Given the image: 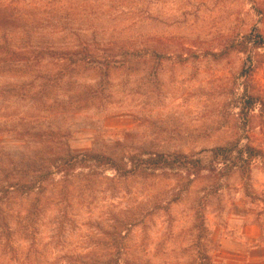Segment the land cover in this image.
Instances as JSON below:
<instances>
[{"label":"rangeland","instance_id":"1","mask_svg":"<svg viewBox=\"0 0 264 264\" xmlns=\"http://www.w3.org/2000/svg\"><path fill=\"white\" fill-rule=\"evenodd\" d=\"M262 213L264 0H0V264H209Z\"/></svg>","mask_w":264,"mask_h":264},{"label":"crops","instance_id":"2","mask_svg":"<svg viewBox=\"0 0 264 264\" xmlns=\"http://www.w3.org/2000/svg\"><path fill=\"white\" fill-rule=\"evenodd\" d=\"M209 264H264V213L237 230H221Z\"/></svg>","mask_w":264,"mask_h":264},{"label":"trees","instance_id":"3","mask_svg":"<svg viewBox=\"0 0 264 264\" xmlns=\"http://www.w3.org/2000/svg\"><path fill=\"white\" fill-rule=\"evenodd\" d=\"M52 22V21H51ZM54 22V21H53ZM53 23H51L52 25ZM47 27V26H46ZM82 52L85 57H87V55H90L89 52L86 51V48L84 47H81L80 51H77L75 54H71L70 56H68V61L71 60L67 65L68 67H75L77 65V67H79L80 65L79 64H82L85 62V59L84 58H79L77 57V55ZM88 58V57H87ZM248 107H251L252 106V101L247 105ZM249 149V148H247ZM215 155L218 156V155H223L227 152V148L226 147H218V148H215ZM250 156H252L253 154H249ZM60 163V161H59ZM143 163H147L148 166H160L161 164H172L173 161H169L166 159V156L164 155H161V154H150L149 158L146 159V160H143ZM56 164L59 165L56 161Z\"/></svg>","mask_w":264,"mask_h":264}]
</instances>
